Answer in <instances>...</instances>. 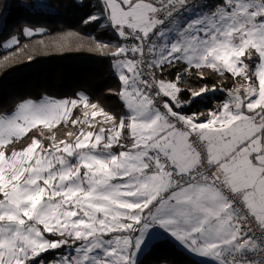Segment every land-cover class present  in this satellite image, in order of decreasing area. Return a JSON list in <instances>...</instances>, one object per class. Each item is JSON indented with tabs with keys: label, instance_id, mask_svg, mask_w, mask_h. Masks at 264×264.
I'll return each mask as SVG.
<instances>
[{
	"label": "snow or ice",
	"instance_id": "snow-or-ice-1",
	"mask_svg": "<svg viewBox=\"0 0 264 264\" xmlns=\"http://www.w3.org/2000/svg\"><path fill=\"white\" fill-rule=\"evenodd\" d=\"M91 7L122 110L82 91L0 108V264H143L160 242L264 264V0ZM46 31L17 26L3 47Z\"/></svg>",
	"mask_w": 264,
	"mask_h": 264
},
{
	"label": "trees",
	"instance_id": "trees-1",
	"mask_svg": "<svg viewBox=\"0 0 264 264\" xmlns=\"http://www.w3.org/2000/svg\"><path fill=\"white\" fill-rule=\"evenodd\" d=\"M94 2L81 0L71 8V0H0V17L4 18L0 29V108L10 109L21 99L65 98L82 91L113 111L122 110L120 101L108 93L117 87L116 78L109 67L101 68L110 61L96 50V41L110 39L94 34L93 25L82 22L88 15L84 10H93ZM25 24L47 31L32 38L21 35L18 48L3 49L7 34ZM200 105L198 101L192 111H199ZM210 107L209 102L204 104L205 109ZM177 262L168 261L182 264Z\"/></svg>",
	"mask_w": 264,
	"mask_h": 264
},
{
	"label": "crops",
	"instance_id": "crops-1",
	"mask_svg": "<svg viewBox=\"0 0 264 264\" xmlns=\"http://www.w3.org/2000/svg\"><path fill=\"white\" fill-rule=\"evenodd\" d=\"M224 98H225V96L220 98L219 101L223 100ZM201 107L204 108V105H200V109H201ZM200 109H199V111H200ZM169 244L172 245L173 247H176V248L180 249L181 252H182L181 253L182 255H187L188 258H190L192 260H197L199 262L200 258H198L196 256L189 255L179 245H177V244H175L173 242H160V243H156L154 245L150 244L149 248L145 250V254H147V256L150 257V259L149 260L148 259L144 260L145 259L144 258L143 259V264L145 263V261H148V264H156L158 262H159L158 264H165V262H167V264H169L168 261H176V263H178L177 262L178 259L168 258L167 257V252L168 251L166 250V247ZM177 255L178 254L173 253V256H177ZM142 257H143V255H142ZM142 257H141V259H142ZM178 261L183 263V261H180V260H178Z\"/></svg>",
	"mask_w": 264,
	"mask_h": 264
},
{
	"label": "rangeland",
	"instance_id": "rangeland-1",
	"mask_svg": "<svg viewBox=\"0 0 264 264\" xmlns=\"http://www.w3.org/2000/svg\"><path fill=\"white\" fill-rule=\"evenodd\" d=\"M71 8H73L75 5H77V6H79L80 5V3H81V0H71ZM91 11H93L91 8H89L88 10H84V13L85 14H89ZM90 26H92L93 25V28L91 29L92 31H93V33L94 34H96V35H103V38H106V39H110L111 37H110V35H108V34H102V31L96 26V25H94V24H89ZM2 48L3 49H6V48H4L3 47V45H2ZM110 68L111 69V67H110V62H107V63H105V64H103L102 66H101V68H104V69H106V68ZM112 70V69H111ZM43 98V97H42ZM41 99V98H40ZM206 102H204V101H201V105H204ZM212 106V105H211ZM215 106V105H214ZM213 107V106H212ZM166 250L168 251L167 252V257L168 258H175V259H178V260H180V261H183V263L182 264H199V262L197 261V260H192V259H190V258H188L187 257V255H182L181 253V250L180 249H178V248H176V247H173L172 245H168L167 247H166ZM173 253H175V254H178L177 256H173ZM144 256V255H143ZM145 259L144 260H149L150 259V257H148L147 255L144 257ZM159 263V262H158ZM158 263H156V264H158ZM144 264H148V261H145V263Z\"/></svg>",
	"mask_w": 264,
	"mask_h": 264
},
{
	"label": "built area",
	"instance_id": "built-area-1",
	"mask_svg": "<svg viewBox=\"0 0 264 264\" xmlns=\"http://www.w3.org/2000/svg\"><path fill=\"white\" fill-rule=\"evenodd\" d=\"M216 83H217V84L221 83V80H218ZM208 96L213 98V100L210 101L209 103H210L212 106H214V105H216L217 103L220 102V101H219V96H222V97H223V96H224V93H222V92H216V93H214V94L209 93ZM201 101L207 102L205 99H204V100H201ZM200 111H206V109L203 108V107H201Z\"/></svg>",
	"mask_w": 264,
	"mask_h": 264
},
{
	"label": "bare ground",
	"instance_id": "bare-ground-1",
	"mask_svg": "<svg viewBox=\"0 0 264 264\" xmlns=\"http://www.w3.org/2000/svg\"><path fill=\"white\" fill-rule=\"evenodd\" d=\"M195 87V86H194ZM207 102H210V101H212L213 100V98L212 97H209V96H207V98L205 99Z\"/></svg>",
	"mask_w": 264,
	"mask_h": 264
}]
</instances>
